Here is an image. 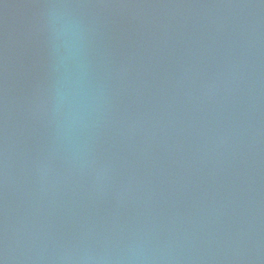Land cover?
Listing matches in <instances>:
<instances>
[{
  "label": "water",
  "instance_id": "95a60500",
  "mask_svg": "<svg viewBox=\"0 0 264 264\" xmlns=\"http://www.w3.org/2000/svg\"><path fill=\"white\" fill-rule=\"evenodd\" d=\"M0 261L264 264V0H0Z\"/></svg>",
  "mask_w": 264,
  "mask_h": 264
},
{
  "label": "clouds",
  "instance_id": "9594fccd",
  "mask_svg": "<svg viewBox=\"0 0 264 264\" xmlns=\"http://www.w3.org/2000/svg\"><path fill=\"white\" fill-rule=\"evenodd\" d=\"M67 50H68L69 57H71L73 55V51H74V49H73V47L71 45V42H69V45H68V49ZM0 264H3V262L0 261Z\"/></svg>",
  "mask_w": 264,
  "mask_h": 264
}]
</instances>
